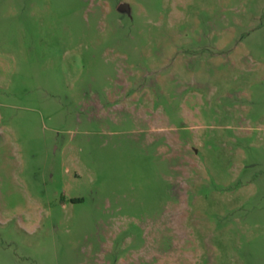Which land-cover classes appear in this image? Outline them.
I'll use <instances>...</instances> for the list:
<instances>
[{
  "label": "rangeland",
  "instance_id": "obj_1",
  "mask_svg": "<svg viewBox=\"0 0 264 264\" xmlns=\"http://www.w3.org/2000/svg\"><path fill=\"white\" fill-rule=\"evenodd\" d=\"M0 264H264V0H0Z\"/></svg>",
  "mask_w": 264,
  "mask_h": 264
}]
</instances>
